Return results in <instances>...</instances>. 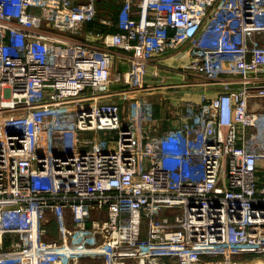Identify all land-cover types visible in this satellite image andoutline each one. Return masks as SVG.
<instances>
[{"label":"built area","instance_id":"1","mask_svg":"<svg viewBox=\"0 0 264 264\" xmlns=\"http://www.w3.org/2000/svg\"><path fill=\"white\" fill-rule=\"evenodd\" d=\"M0 264H264V0H0Z\"/></svg>","mask_w":264,"mask_h":264},{"label":"crops","instance_id":"2","mask_svg":"<svg viewBox=\"0 0 264 264\" xmlns=\"http://www.w3.org/2000/svg\"><path fill=\"white\" fill-rule=\"evenodd\" d=\"M114 50L116 52H118L117 53L116 66L119 69H123V70L127 69L129 67V62H130L129 55L122 53L121 51H119L116 48ZM168 59L173 60L174 58L173 57H166V55H164L163 57H161L159 59V61L162 62L163 64H166ZM168 62H171V61H168ZM161 67L163 69V66H161ZM164 72L166 75V71H164ZM177 74H178L177 80H172V81H181L182 78L180 77V74L179 73H177ZM194 90H195V92H192L191 89L185 88V87L178 89L177 91H174L172 89L166 90L165 88H160V89L155 90V92L150 91V94L147 92L156 101V116L160 119L163 127L170 126L169 124H171V122H172L171 120L167 119V117L169 116V109L171 108V106L174 103V99H172L170 97V96H172L171 94H174L177 97L197 99L199 97V92L197 91V89H194ZM166 92H167V94L170 95L167 98L164 97L165 96L164 94ZM160 94H162V95H160ZM209 94H214V89H209Z\"/></svg>","mask_w":264,"mask_h":264},{"label":"rangeland","instance_id":"3","mask_svg":"<svg viewBox=\"0 0 264 264\" xmlns=\"http://www.w3.org/2000/svg\"><path fill=\"white\" fill-rule=\"evenodd\" d=\"M122 1L123 0H98V8H99L100 15L114 17V14L117 12ZM167 57H173L174 58L173 60L168 59V61H171L172 62L171 64H173V65L176 62L180 63V61H178V58L180 59L181 57L179 55H177L176 53L171 52L170 54H168ZM177 65L178 64L176 63V65H174V67H176ZM177 73L178 72H174V73H167L166 72V77H167L168 81L177 80V75H178ZM163 74H165V72H163ZM195 80H199V79H195ZM192 92H194V91H192ZM160 95H162V94H160Z\"/></svg>","mask_w":264,"mask_h":264}]
</instances>
